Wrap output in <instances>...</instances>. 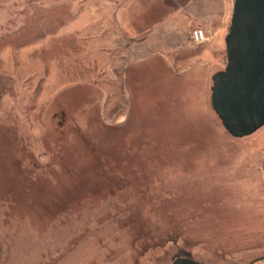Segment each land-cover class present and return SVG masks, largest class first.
Listing matches in <instances>:
<instances>
[{"label":"rangeland","instance_id":"rangeland-1","mask_svg":"<svg viewBox=\"0 0 264 264\" xmlns=\"http://www.w3.org/2000/svg\"><path fill=\"white\" fill-rule=\"evenodd\" d=\"M232 4L0 0V264H264V126L210 105Z\"/></svg>","mask_w":264,"mask_h":264},{"label":"water","instance_id":"water-1","mask_svg":"<svg viewBox=\"0 0 264 264\" xmlns=\"http://www.w3.org/2000/svg\"><path fill=\"white\" fill-rule=\"evenodd\" d=\"M224 44L226 65L211 77L210 105L224 130L240 139L264 126V0H233Z\"/></svg>","mask_w":264,"mask_h":264},{"label":"crops","instance_id":"crops-1","mask_svg":"<svg viewBox=\"0 0 264 264\" xmlns=\"http://www.w3.org/2000/svg\"><path fill=\"white\" fill-rule=\"evenodd\" d=\"M226 1V0H224ZM227 5L226 2H223V10L219 13H212V12H208V15L203 14V16H205L206 18H202L201 16L198 17H191L190 19V26H206V27H210L213 24L214 25H218V33L223 31L225 22H226V18H227ZM189 26V27H190ZM198 28H201V27Z\"/></svg>","mask_w":264,"mask_h":264},{"label":"built area","instance_id":"built-area-1","mask_svg":"<svg viewBox=\"0 0 264 264\" xmlns=\"http://www.w3.org/2000/svg\"><path fill=\"white\" fill-rule=\"evenodd\" d=\"M191 40L195 44H200L205 42L207 40L206 32H204L200 28L193 30L191 33Z\"/></svg>","mask_w":264,"mask_h":264},{"label":"trees","instance_id":"trees-1","mask_svg":"<svg viewBox=\"0 0 264 264\" xmlns=\"http://www.w3.org/2000/svg\"><path fill=\"white\" fill-rule=\"evenodd\" d=\"M226 52V51H225Z\"/></svg>","mask_w":264,"mask_h":264}]
</instances>
